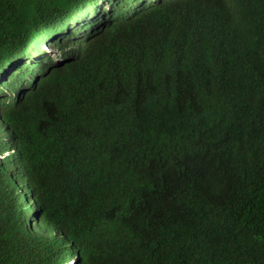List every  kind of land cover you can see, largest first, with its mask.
I'll return each mask as SVG.
<instances>
[{
    "label": "trees",
    "instance_id": "1",
    "mask_svg": "<svg viewBox=\"0 0 264 264\" xmlns=\"http://www.w3.org/2000/svg\"><path fill=\"white\" fill-rule=\"evenodd\" d=\"M99 1L0 0V81ZM153 3H119L5 115L29 192L17 214L0 183V264L42 260L31 207L81 264H264V0Z\"/></svg>",
    "mask_w": 264,
    "mask_h": 264
},
{
    "label": "clouds",
    "instance_id": "2",
    "mask_svg": "<svg viewBox=\"0 0 264 264\" xmlns=\"http://www.w3.org/2000/svg\"><path fill=\"white\" fill-rule=\"evenodd\" d=\"M123 0H100L99 3L87 11L85 14L76 15L78 20L83 24L68 27L65 33L71 37H64L56 40L57 37L44 42L35 47L32 51L23 54L17 58V62L7 68V75L3 76L0 81V149L1 145L8 147L7 150L0 152V166L6 167L3 173L1 188L3 193L14 203L17 211L24 210L28 206L25 194L28 191V182L21 169L23 166L20 151L10 142L6 133V124L4 123L5 115H9L13 106L19 97L20 91L28 84L25 81L32 82L36 75H42L49 72L54 66L63 64L67 56L72 55V51L78 47L81 40L95 41L98 34L107 28L108 24L123 20L132 15L131 7H126L125 13L119 18L113 19L110 14L115 7ZM154 0L153 4H156ZM123 7V6H122ZM76 30V33H73ZM79 36L77 39L75 36ZM51 41V42H50ZM68 42L67 49L58 47V45ZM78 42V44L76 43ZM12 69V71H11ZM16 72V77L13 76ZM7 89V90H5ZM10 91L12 98L9 99V106L2 109L1 105L5 103L2 98V92ZM10 96V94H9ZM30 205V204H29ZM31 207V206H30ZM22 231L29 237V243L33 242L35 252L40 255L42 260L35 258L38 264H81V248L51 232L48 225L43 222L42 216L37 212L36 207H31L30 211L20 218ZM44 233V235H42Z\"/></svg>",
    "mask_w": 264,
    "mask_h": 264
},
{
    "label": "rangeland",
    "instance_id": "3",
    "mask_svg": "<svg viewBox=\"0 0 264 264\" xmlns=\"http://www.w3.org/2000/svg\"><path fill=\"white\" fill-rule=\"evenodd\" d=\"M79 36L77 35V36H75V38L77 39ZM69 43L68 42H64L63 44H61V45H58V47L60 48V47H63V48H66L67 49V45H68ZM5 90H7V89H5ZM9 94H10V96H9ZM2 98L3 99H5V103H3L2 105H1V108L2 109H6V108H8V106H9V99H11L12 98V93L8 90L7 92H2ZM3 127V123L0 125V128H2ZM8 149V147L7 146H5V145H1V149H0V152H3L4 150H7ZM42 235H44V233L42 234Z\"/></svg>",
    "mask_w": 264,
    "mask_h": 264
}]
</instances>
